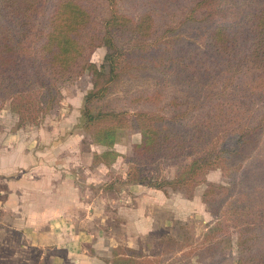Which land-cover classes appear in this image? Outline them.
Here are the masks:
<instances>
[{
  "label": "rangeland",
  "instance_id": "374dc122",
  "mask_svg": "<svg viewBox=\"0 0 264 264\" xmlns=\"http://www.w3.org/2000/svg\"><path fill=\"white\" fill-rule=\"evenodd\" d=\"M91 1L97 17L102 18L108 9L109 0ZM116 1L121 11L135 18L142 13H149L153 18L155 33L150 41L152 47L144 52L133 50L128 54L122 64V74L106 98L95 100L93 104L94 113L99 108L128 111V114L118 118L121 124L126 121L118 129L116 140L124 153L116 152L115 159H106L105 162L118 163L112 171V179L104 181L97 178L91 187V194L96 199L88 198L93 203L92 207L96 208L93 212L95 216L92 214L93 226L98 219L100 221L98 215L109 213L104 228H112L108 232L110 236L124 243L113 248L110 257L104 260L119 264H236L242 230L247 226L254 227L259 223L258 219L263 217L260 210H256V213L251 208L249 199H253V203L261 202L256 205V209L264 203V133L255 146L257 149L252 157L255 159L247 162L250 164L246 169L250 175V181L247 182L245 172L238 174L245 163L240 160L236 162L227 155L200 168L193 164L196 157L194 153L155 162L135 161L133 146L142 136L139 129L131 126L132 118L134 111L143 110L166 116L179 114L180 119L187 123L193 118L206 117L215 101L231 100L235 103L234 112L239 111L238 116L245 121L256 117L264 109V91L253 92L246 86L229 83L226 75L213 79L206 74L203 82L195 81L182 70L160 71L152 63L151 57L163 53L167 44L176 43L182 47L192 41L203 46L200 44L202 30L208 28L210 23L206 18L207 9L193 12L197 0ZM215 15L212 17H217L219 21L223 19ZM226 15V19H231L235 13L229 11ZM105 51L104 47L97 48L91 61L97 65L103 64L108 69ZM89 68V65L84 64L80 70L55 81L54 89L60 92V96L55 99L51 97L45 100V91L36 82L29 83V87L17 95L0 93V134L14 132L23 142H31L32 139L39 142L41 136L47 144L59 140L70 142L75 138L84 149L81 159L85 160L90 152L88 157L92 158L91 153H94V164L101 161L105 150L99 151L101 144L94 141L96 125L88 123L83 114L86 96L93 88ZM19 101L21 107L14 108V102ZM232 131L222 132L216 142L230 144L236 133ZM92 144L99 148L93 150ZM141 178L142 182L136 180ZM156 183H163V186H157ZM84 184L81 185L83 191ZM131 185L141 186L138 202L136 199H125V195L121 194L123 189H129ZM3 187L0 181V190ZM3 197L0 191V200ZM136 204L143 209L149 206L157 208L160 229L151 235L148 232L137 248H131L123 242L125 231L122 227L129 217L125 206L134 207ZM83 207L77 208L75 217L86 214ZM129 213L133 215V211ZM10 216L0 204V264H6L8 255L17 256L19 262L22 257L28 256L33 264H39L41 251L38 246L32 244V248L23 249L19 245L24 235L17 224L24 215ZM9 240L14 244L10 245ZM150 241H153L151 249L147 247ZM120 254L129 257L124 258ZM119 255L123 258H117Z\"/></svg>",
  "mask_w": 264,
  "mask_h": 264
},
{
  "label": "trees",
  "instance_id": "16d2710c",
  "mask_svg": "<svg viewBox=\"0 0 264 264\" xmlns=\"http://www.w3.org/2000/svg\"><path fill=\"white\" fill-rule=\"evenodd\" d=\"M116 2L109 0L104 16L98 18L91 0H0V93L17 95L36 82L44 89L45 100L55 99L60 92L54 89V82L89 65L93 88L86 96L83 114L88 123L96 125L94 141L105 146L101 155L104 161L117 157V131L126 124L118 118L128 111L99 108L94 113L93 104L106 98L122 74L128 54L152 47L150 41L155 33L149 13L135 18L121 11ZM203 8L208 11L210 23L202 30L203 46L192 41L182 47L167 44L163 53L151 57L152 63L160 71L182 70L195 81L203 82L206 74L213 79L226 75L229 83H238L253 92L264 91V0H197L193 12ZM229 11L235 15L226 19ZM214 13L223 19L212 17ZM100 47L106 50L108 69L91 61L93 52ZM14 105L19 108L22 103ZM235 108L234 101L218 100L206 117L187 123L179 114L134 111L131 126L139 129L142 136L133 146L135 161L155 162L194 153L193 164L200 168L227 155L245 163L238 174L245 172L249 182L247 162L255 159V146L264 133V109L244 121ZM231 129L236 133L230 144L216 142L222 132ZM156 185L161 187L163 183ZM249 202L263 217L254 227L242 230L236 264L264 262V203L256 209L261 202Z\"/></svg>",
  "mask_w": 264,
  "mask_h": 264
},
{
  "label": "crops",
  "instance_id": "0c3cea01",
  "mask_svg": "<svg viewBox=\"0 0 264 264\" xmlns=\"http://www.w3.org/2000/svg\"><path fill=\"white\" fill-rule=\"evenodd\" d=\"M19 140L14 132L0 134V181L4 185L0 190L4 194L0 204L11 215L10 218L24 215L17 224L24 235L19 245L23 249L32 248V244L38 246L41 251L39 264H119L107 262L104 258L110 257L113 248L124 243L110 236L108 232L112 228H104L109 213H97L100 221L98 219L93 226L96 208L88 199H96L91 194L92 183L97 178L111 180L114 166L118 163L101 160L94 164V153L89 158L90 152L85 160L81 159L84 149L75 138L70 142L59 140L50 144L44 142L41 136L39 142L36 139L31 142ZM119 145L117 142L114 150L122 154L124 152ZM99 146V151L106 149ZM97 147L92 144L93 150ZM82 184L85 185L84 191ZM140 190L141 186L131 185L121 194L125 195V199H136L138 202ZM81 206H84L82 210L86 214L75 217V211ZM125 209L129 217L122 227L125 231L123 242L125 246L137 248L148 232L151 235L160 229L158 211L155 206H149L145 211L138 204L134 207L126 205ZM129 211H133V215L128 214ZM152 243L148 242L147 247L150 248ZM120 255L129 257L127 254ZM120 255L117 258H123ZM7 259L6 264H33L28 256L22 257L21 262L17 256L8 255Z\"/></svg>",
  "mask_w": 264,
  "mask_h": 264
}]
</instances>
